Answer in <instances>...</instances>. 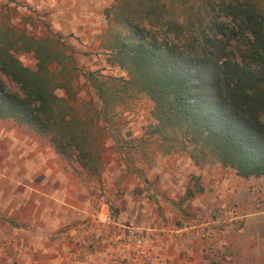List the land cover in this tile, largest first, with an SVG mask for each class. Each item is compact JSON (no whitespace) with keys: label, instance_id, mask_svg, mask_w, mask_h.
Segmentation results:
<instances>
[{"label":"trees","instance_id":"trees-1","mask_svg":"<svg viewBox=\"0 0 264 264\" xmlns=\"http://www.w3.org/2000/svg\"><path fill=\"white\" fill-rule=\"evenodd\" d=\"M111 10L124 29L112 33L107 62L126 72L124 84L153 102L150 135L169 150L185 151L195 165L212 159L240 177L264 179V5L117 0ZM60 50L0 23V119L49 135L61 158L98 175L97 144L72 105L69 70L59 69L61 79L50 70L62 63ZM21 51L33 54L34 69L16 56ZM88 79L104 116L119 96L109 78Z\"/></svg>","mask_w":264,"mask_h":264},{"label":"crops","instance_id":"crops-1","mask_svg":"<svg viewBox=\"0 0 264 264\" xmlns=\"http://www.w3.org/2000/svg\"><path fill=\"white\" fill-rule=\"evenodd\" d=\"M17 1L46 13L57 33L74 31L86 40L99 11L112 0ZM13 2L0 0V9ZM7 121L15 123L0 119V264H62L55 252L73 244L79 220L108 208L53 146L26 135L23 126H7ZM154 170L164 175L161 187L166 191L156 194L159 221L150 228L210 220L233 208L240 225L229 224L227 233L215 229V239L227 241L223 264H264L262 177L243 178L219 163L195 165L183 152L169 155Z\"/></svg>","mask_w":264,"mask_h":264},{"label":"rangeland","instance_id":"rangeland-1","mask_svg":"<svg viewBox=\"0 0 264 264\" xmlns=\"http://www.w3.org/2000/svg\"><path fill=\"white\" fill-rule=\"evenodd\" d=\"M258 1L264 5V0ZM116 2L112 0L109 6L101 8L97 24L91 26L93 35L86 40L74 31L57 33L46 13H37L33 6L19 1L0 9V23L13 26L17 33L24 30L43 40L55 52L61 49L62 63L53 62L50 70L58 72V79L62 78L61 67L69 70L67 80L75 94L72 105L95 138L100 157L99 174L87 173L73 158L62 159L121 222L150 228V224L159 221L156 194L166 191L161 187L164 175L154 169H161L168 156L175 152L187 153L169 150L160 137L150 135L148 126L152 122L153 102L147 95L124 84L122 78H128L126 72L107 62L113 44L112 33L124 29L113 20L111 9ZM16 56L25 66L35 68L36 59L31 52L21 51ZM90 75L109 78V87L119 96L104 116L99 113L100 103L88 79ZM55 93L65 97L62 88L55 89ZM6 124L15 126L10 121ZM23 132L53 146L49 135L24 126ZM206 163L217 162L208 159Z\"/></svg>","mask_w":264,"mask_h":264},{"label":"built area","instance_id":"built-area-1","mask_svg":"<svg viewBox=\"0 0 264 264\" xmlns=\"http://www.w3.org/2000/svg\"><path fill=\"white\" fill-rule=\"evenodd\" d=\"M240 220L233 208H227L210 220L145 228L123 223L107 209L79 220L73 244L55 252V258L62 264H223L227 241L218 242L215 229L227 233L228 225L239 226Z\"/></svg>","mask_w":264,"mask_h":264}]
</instances>
